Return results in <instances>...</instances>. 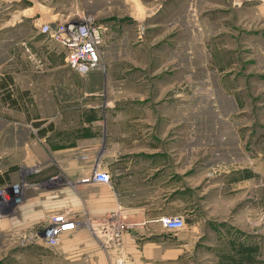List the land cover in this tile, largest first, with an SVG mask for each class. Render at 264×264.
I'll return each instance as SVG.
<instances>
[{"label": "crops", "instance_id": "obj_1", "mask_svg": "<svg viewBox=\"0 0 264 264\" xmlns=\"http://www.w3.org/2000/svg\"><path fill=\"white\" fill-rule=\"evenodd\" d=\"M23 1L0 0V151L8 156L0 162V187L27 183L19 203L0 216V264H110L113 251L102 248L90 225L112 214L127 225L120 237L124 264L184 261L194 252L195 226L172 231L159 218L198 213L202 203L193 191L204 177L214 190L223 169L236 187L240 173L250 184L254 151L243 145L254 142V128L240 131L235 111H191L185 97H78L80 85L93 96L102 72L89 71L80 81L65 66L63 47L38 31L41 21L84 14L105 26L104 40L121 37L118 45L102 46L108 85L122 55L144 59L140 45L145 29L157 23L151 21L156 0H40L32 11ZM127 19L136 22L133 35L142 34L134 46ZM111 22L117 25L110 32ZM25 47L40 66L27 60ZM17 149L25 166L18 178L12 170ZM94 165L108 173L107 183L82 180ZM61 212L80 224L50 251L35 239L9 236L30 234Z\"/></svg>", "mask_w": 264, "mask_h": 264}, {"label": "rangeland", "instance_id": "obj_2", "mask_svg": "<svg viewBox=\"0 0 264 264\" xmlns=\"http://www.w3.org/2000/svg\"><path fill=\"white\" fill-rule=\"evenodd\" d=\"M39 1L25 0L23 5L32 6V11ZM197 2H153L157 20L151 21L157 23L145 29L140 45L146 50L144 59L140 53L131 54V58L122 55L119 61L125 69L119 66L112 71L110 84L104 85L108 61L102 56L106 69L101 74L100 88L89 94L93 96H86L80 85L78 97H185V106L191 111H235L232 120L240 123V131L253 127L254 142L249 140V146L243 145L244 149L254 151L255 164L249 166L253 170L248 174L250 184L242 183L246 177L240 173L236 187L225 169L216 176L214 190L207 188L205 177L198 183L193 195H198L202 203L199 212L186 215L182 218L183 227L174 230L195 226L194 252L175 264H264V0ZM125 22L134 31L128 39L134 46L135 41L142 40V34L133 35L136 22ZM115 25L116 22L110 23V32ZM120 39L118 35L105 37L104 44L118 45ZM171 57L173 62L166 61ZM81 79L84 77L79 76ZM19 117L15 114L16 123L22 121ZM21 155L17 149L12 168L17 178L25 167L19 161ZM7 157L0 151L1 163ZM18 181L27 185L23 179L11 183ZM5 209L3 216L11 212V206ZM44 224L33 230H40ZM9 236L27 238L29 234ZM35 241L42 245L39 239Z\"/></svg>", "mask_w": 264, "mask_h": 264}, {"label": "built area", "instance_id": "obj_3", "mask_svg": "<svg viewBox=\"0 0 264 264\" xmlns=\"http://www.w3.org/2000/svg\"><path fill=\"white\" fill-rule=\"evenodd\" d=\"M105 26L97 23L90 16L79 15L77 20L60 19L54 21H41L38 31L45 36L47 41L54 42L64 49L63 61L66 67L80 76H85L89 71L104 72L106 65L102 60V46L104 43L102 32ZM27 58L38 67L41 59L25 47ZM85 181H99L107 183L109 175L98 166L94 165L90 175ZM22 182H14L0 187V216L5 215L6 209L21 199ZM162 226L168 230H179L183 227L180 215L162 216L159 218ZM79 222L71 220L65 213H55L49 216L40 230L30 232L29 238L39 239L45 247L57 245L60 236L77 226ZM91 229L101 237V246L105 250L113 251L110 264H124L120 253V237L127 227L117 215H107L96 223Z\"/></svg>", "mask_w": 264, "mask_h": 264}]
</instances>
